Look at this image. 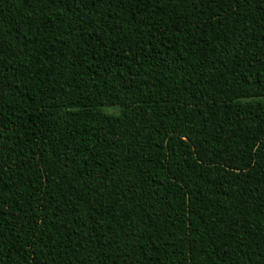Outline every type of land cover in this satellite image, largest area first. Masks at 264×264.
<instances>
[{
    "label": "trees",
    "instance_id": "obj_1",
    "mask_svg": "<svg viewBox=\"0 0 264 264\" xmlns=\"http://www.w3.org/2000/svg\"><path fill=\"white\" fill-rule=\"evenodd\" d=\"M0 264H264V0H0Z\"/></svg>",
    "mask_w": 264,
    "mask_h": 264
},
{
    "label": "rangeland",
    "instance_id": "obj_2",
    "mask_svg": "<svg viewBox=\"0 0 264 264\" xmlns=\"http://www.w3.org/2000/svg\"><path fill=\"white\" fill-rule=\"evenodd\" d=\"M103 112L109 115H118L119 110L116 108H104Z\"/></svg>",
    "mask_w": 264,
    "mask_h": 264
}]
</instances>
